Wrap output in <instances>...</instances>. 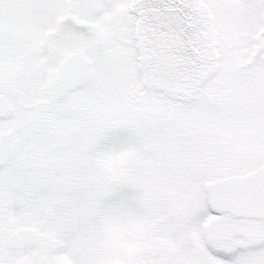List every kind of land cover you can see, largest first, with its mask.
Instances as JSON below:
<instances>
[{
  "label": "snow or ice",
  "instance_id": "obj_1",
  "mask_svg": "<svg viewBox=\"0 0 264 264\" xmlns=\"http://www.w3.org/2000/svg\"><path fill=\"white\" fill-rule=\"evenodd\" d=\"M0 264H264V0H0Z\"/></svg>",
  "mask_w": 264,
  "mask_h": 264
}]
</instances>
